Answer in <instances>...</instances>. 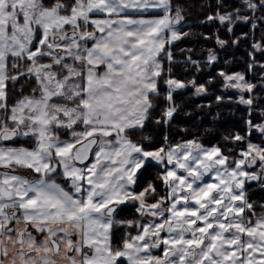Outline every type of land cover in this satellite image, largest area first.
I'll return each instance as SVG.
<instances>
[{"label":"snow or ice","instance_id":"snow-or-ice-1","mask_svg":"<svg viewBox=\"0 0 264 264\" xmlns=\"http://www.w3.org/2000/svg\"><path fill=\"white\" fill-rule=\"evenodd\" d=\"M0 264H264V0H0Z\"/></svg>","mask_w":264,"mask_h":264}]
</instances>
